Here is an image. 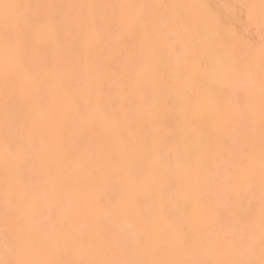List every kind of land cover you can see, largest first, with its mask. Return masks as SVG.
Instances as JSON below:
<instances>
[{
	"label": "snow or ice",
	"instance_id": "obj_1",
	"mask_svg": "<svg viewBox=\"0 0 264 264\" xmlns=\"http://www.w3.org/2000/svg\"><path fill=\"white\" fill-rule=\"evenodd\" d=\"M240 7L259 41L221 31L201 4L0 0L6 88L29 90L50 136L49 182L39 190L26 175L25 148L6 147L16 163L6 168L0 264H264V0ZM73 35L71 72L80 78L70 87L50 49L59 53ZM130 39L139 41L135 59ZM102 42L107 60L82 69L79 58ZM221 117L224 128L237 117L250 129L258 123V149L254 138L238 147ZM172 118L177 128L168 127ZM98 126L121 145L116 155H138L135 172H119L112 153V175L88 160ZM107 192L115 194L108 205ZM162 193L174 198L176 216ZM147 198L153 209L140 218L154 229L128 258L114 216ZM159 223L166 228L157 231Z\"/></svg>",
	"mask_w": 264,
	"mask_h": 264
},
{
	"label": "bare ground",
	"instance_id": "obj_2",
	"mask_svg": "<svg viewBox=\"0 0 264 264\" xmlns=\"http://www.w3.org/2000/svg\"><path fill=\"white\" fill-rule=\"evenodd\" d=\"M23 3H61V4H97V5H112L122 3H137V4H201L206 8L203 10L205 14H210L211 19L218 28L225 32H238L250 40L259 41L260 36L256 28L247 25L248 10L240 6L246 4L259 5L261 0H19ZM107 13H111V9L105 10ZM176 11V10H170ZM187 11V10H185ZM250 29V30H248ZM76 44V37L70 36L68 40L62 44L61 51L58 53L55 46L50 49V56L61 57V67L66 72V86L74 87L75 81L80 77L71 72V65L75 59L74 47ZM114 42H113V45ZM139 41L136 39H130L128 47L131 50L129 56L131 59H135L138 52ZM108 44L102 42L97 44L93 49L90 57H80L79 63L81 68L91 62L95 61L97 65L103 63L108 58ZM3 65H4V51L2 43H0V256L3 255V231L5 228V197L4 192L6 188V168L14 169L15 161L11 158L6 159V147L9 144L22 145L28 156V167L26 169V175H30L34 187L38 190L41 189L46 183L49 182V176L47 174L48 167V149L50 147V136L48 134V126L46 122L42 121L39 114L34 111V97L29 90L25 88L21 91L17 88L13 91L11 88H6L3 77ZM168 68L165 64H161L160 72L162 75L167 74ZM259 100L257 98V107ZM35 121V126L33 122ZM169 128H177L178 122L175 118L170 119L168 122ZM221 129L230 134L236 141V145L239 147L245 141L250 138H254L259 146L260 131L257 126L254 129H250L246 123L235 118L231 125L224 128L223 117H221ZM130 132L136 133L135 124L132 125ZM129 131H125V141L129 139ZM135 139V135L132 137ZM87 158L88 160L103 168L106 174L112 175L115 171L113 168L112 159H109V153L113 154V159L119 164V172H127L129 170L135 172L138 165V155L129 153L124 156L116 155L121 151V145L114 138L108 136L106 131L99 127L96 132L91 135L87 140ZM175 151L173 152V161H175ZM146 164L147 161L145 160ZM117 172V175H119ZM9 183H14L11 175L8 176ZM187 189H182V194ZM115 194L107 192L104 195L103 203L108 205L113 202ZM164 201L168 207L172 210V215L176 216L177 212L173 207L174 198L167 193H162ZM49 200L53 197L51 193L48 196ZM153 209V200L147 198L142 200L141 208L135 212L128 210L125 207H121L115 213V221L118 225V230H123V238L121 240L122 246L129 251L128 258H137L135 252L136 240L147 233H152L154 225L146 222V219L150 216ZM129 223L133 226L129 228ZM80 227L88 229L89 225L84 223L80 224ZM166 225L159 223L157 231L164 230ZM180 253H173L169 256H162L160 258H180Z\"/></svg>",
	"mask_w": 264,
	"mask_h": 264
}]
</instances>
